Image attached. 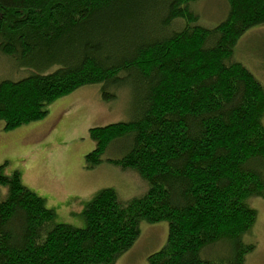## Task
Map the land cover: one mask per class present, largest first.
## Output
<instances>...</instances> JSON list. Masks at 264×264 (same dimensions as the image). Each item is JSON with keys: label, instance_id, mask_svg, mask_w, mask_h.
<instances>
[{"label": "trees", "instance_id": "obj_1", "mask_svg": "<svg viewBox=\"0 0 264 264\" xmlns=\"http://www.w3.org/2000/svg\"><path fill=\"white\" fill-rule=\"evenodd\" d=\"M195 1L0 0V54L35 70L0 82L4 128L43 118L85 85L100 84L105 101L128 87L132 117L90 128L86 163L95 167L112 150L107 161L148 182L126 203L101 189L77 227L53 222L44 197L1 165L0 264H112L143 219L169 222L167 243L148 264H245L255 244L243 234L258 218L248 200L264 197V86L231 57L264 23V0H226L227 17L210 28ZM214 244L223 254L203 257Z\"/></svg>", "mask_w": 264, "mask_h": 264}, {"label": "rangeland", "instance_id": "obj_2", "mask_svg": "<svg viewBox=\"0 0 264 264\" xmlns=\"http://www.w3.org/2000/svg\"><path fill=\"white\" fill-rule=\"evenodd\" d=\"M192 6L200 23L209 28L227 17L226 0H198ZM234 49L231 60L246 65L264 86V23L247 30ZM11 59L0 54V82L18 80L35 71L19 68ZM56 68L53 66L48 71ZM100 86L85 85L61 96L47 106L48 113L43 118L11 130H6L5 121L0 119L2 173L7 176L15 171L20 173L23 182L44 197L47 206L54 210L55 223L85 227L84 210L105 187L114 188L123 203L148 189V182L137 171L107 161L112 150L103 155L99 165L89 167L86 163L87 153L95 147L90 128L126 121L133 114L130 88L119 89L116 99L105 101ZM0 188L7 189L0 191L1 201L8 195V186L0 183ZM248 205L257 210L258 218L243 234L246 242L255 244L245 264H264V197L251 196ZM168 228L167 220L155 223L141 220L139 238L112 264H148V256L167 243ZM223 252L218 244L208 245L202 256L217 258Z\"/></svg>", "mask_w": 264, "mask_h": 264}, {"label": "clouds", "instance_id": "obj_3", "mask_svg": "<svg viewBox=\"0 0 264 264\" xmlns=\"http://www.w3.org/2000/svg\"><path fill=\"white\" fill-rule=\"evenodd\" d=\"M0 191L6 192L7 189L6 188H0Z\"/></svg>", "mask_w": 264, "mask_h": 264}]
</instances>
